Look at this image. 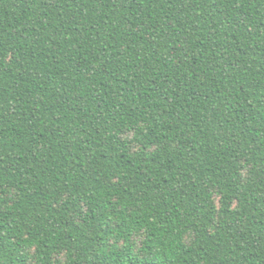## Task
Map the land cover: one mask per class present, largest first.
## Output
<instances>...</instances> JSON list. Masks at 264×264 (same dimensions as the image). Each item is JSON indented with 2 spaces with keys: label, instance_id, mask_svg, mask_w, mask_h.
I'll return each instance as SVG.
<instances>
[{
  "label": "trees",
  "instance_id": "1",
  "mask_svg": "<svg viewBox=\"0 0 264 264\" xmlns=\"http://www.w3.org/2000/svg\"><path fill=\"white\" fill-rule=\"evenodd\" d=\"M0 264H264V0H0Z\"/></svg>",
  "mask_w": 264,
  "mask_h": 264
}]
</instances>
